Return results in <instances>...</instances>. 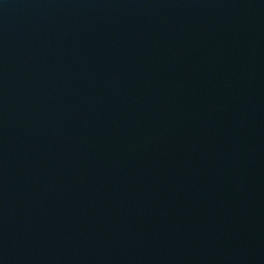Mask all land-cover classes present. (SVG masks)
<instances>
[{
  "label": "water",
  "instance_id": "95a60500",
  "mask_svg": "<svg viewBox=\"0 0 264 264\" xmlns=\"http://www.w3.org/2000/svg\"><path fill=\"white\" fill-rule=\"evenodd\" d=\"M0 264H264V0H0Z\"/></svg>",
  "mask_w": 264,
  "mask_h": 264
}]
</instances>
